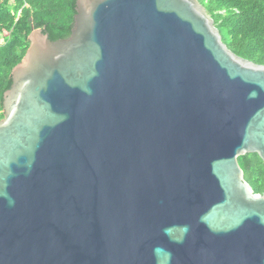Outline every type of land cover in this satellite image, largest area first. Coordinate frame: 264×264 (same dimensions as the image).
<instances>
[{
    "label": "water",
    "instance_id": "95a60500",
    "mask_svg": "<svg viewBox=\"0 0 264 264\" xmlns=\"http://www.w3.org/2000/svg\"><path fill=\"white\" fill-rule=\"evenodd\" d=\"M2 95L0 264H264V65L198 0H75Z\"/></svg>",
    "mask_w": 264,
    "mask_h": 264
},
{
    "label": "trees",
    "instance_id": "16d2710c",
    "mask_svg": "<svg viewBox=\"0 0 264 264\" xmlns=\"http://www.w3.org/2000/svg\"><path fill=\"white\" fill-rule=\"evenodd\" d=\"M212 18L223 43L235 55L264 65V0H198ZM75 14V0H0V119L2 95L10 72L20 62L32 29L51 41L66 38ZM244 180L254 193L264 188V164L254 154L237 157Z\"/></svg>",
    "mask_w": 264,
    "mask_h": 264
},
{
    "label": "rangeland",
    "instance_id": "374dc122",
    "mask_svg": "<svg viewBox=\"0 0 264 264\" xmlns=\"http://www.w3.org/2000/svg\"><path fill=\"white\" fill-rule=\"evenodd\" d=\"M11 1H12V0H10V3H12Z\"/></svg>",
    "mask_w": 264,
    "mask_h": 264
},
{
    "label": "crops",
    "instance_id": "0c3cea01",
    "mask_svg": "<svg viewBox=\"0 0 264 264\" xmlns=\"http://www.w3.org/2000/svg\"><path fill=\"white\" fill-rule=\"evenodd\" d=\"M12 2V1H11Z\"/></svg>",
    "mask_w": 264,
    "mask_h": 264
}]
</instances>
